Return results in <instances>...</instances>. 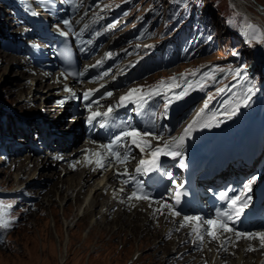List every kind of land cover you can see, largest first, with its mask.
Returning a JSON list of instances; mask_svg holds the SVG:
<instances>
[{"label":"rangeland","instance_id":"374dc122","mask_svg":"<svg viewBox=\"0 0 264 264\" xmlns=\"http://www.w3.org/2000/svg\"><path fill=\"white\" fill-rule=\"evenodd\" d=\"M233 1L199 0L198 7L196 8L198 18L184 27L183 33L177 36V38L167 41L161 50V53L166 50V59L163 58V60L172 58L175 54L176 56L177 54L181 55V58L173 67H166V62H163V68L159 67L154 71L148 72V75H152L149 79H163L175 73L179 75L177 77L179 78L186 73H196L200 69V66H206L211 63L212 66L216 67L217 65L223 66L221 68L225 70L224 74L232 73L236 68H243L242 70L246 71L247 76L253 80L251 82L253 86L258 88V90L261 89L259 94H262L264 87L261 86L260 82L264 80V74L260 72V66L264 68V35H262L264 34V0ZM182 2H186L187 4L179 6L180 0H175L173 3L177 6L175 10H173L175 8L174 5L173 9L170 6L167 7L166 0L161 2V8L165 9L161 16L162 21L155 29L156 33H160L161 31L163 33L167 30L168 26L166 24L171 21H176V23L168 30L175 29V26L181 20V25L186 23L188 20L187 9L190 8L189 3L191 0H182ZM246 2H250L251 6L249 9L243 5ZM132 10H135L134 6L131 7L130 13H132ZM0 11L6 13L5 10L0 9ZM8 22L10 23V21ZM148 24L149 28L147 27ZM199 25L200 29L197 31ZM238 25L241 26L237 28ZM150 26L151 23L146 21L144 29L148 33L151 30L154 31V28H150ZM203 27L207 28V30L209 28L211 35L208 39H205L206 33L205 30H203L204 32L202 31ZM244 27L248 29L250 37L248 34L247 36L251 41H245L244 36L241 37L242 31L236 30ZM231 28L237 32L233 33ZM255 30L259 38L256 37ZM175 32L176 30H173V33ZM207 40L210 42L206 43ZM245 42L248 45H244ZM189 45L196 48L194 52L201 47H204L205 52L196 56L192 55V53V56L190 55L191 59L187 58L185 60L181 51ZM0 49V56H5L6 52L4 49L2 47ZM171 52H174L173 56ZM19 62L17 65H14L17 63L16 60H4L3 57H0V104L18 115L35 114L34 111L36 109L34 111L21 109L27 105V101L21 100V96L23 94L27 95L28 90L21 88L17 90V86H11L14 83L24 81L20 77L23 71H20L21 68H16L20 66ZM156 62L158 60L154 57L147 60H139L135 69L137 71L146 69L147 72L154 66H157ZM260 62L262 63L261 65ZM242 63L245 64L242 65ZM28 76L30 75L26 74V77ZM258 82L259 84H257ZM36 91L33 94L34 97L32 96L33 100H38ZM201 101L202 99H197L192 105L193 108H199ZM211 106L209 104L207 110L216 112L214 108L210 109ZM51 113L47 115L48 117H44L46 121L49 120L48 118ZM211 114L206 115L211 116ZM17 118L18 120H16L15 124L17 126L16 129L19 130L23 126V123H21L20 117ZM59 119H62V122L64 118L63 116L56 118L55 121L58 124L61 123ZM72 133L71 136L74 139L72 142L83 135L82 128L79 137L78 134L76 137H73ZM28 136L33 138L31 130L28 131ZM63 140L61 139V141ZM41 163L44 164L43 168ZM47 163H49L48 167ZM52 163V160L44 158L34 163L32 168H27L28 163L22 161L17 171H15L14 165L8 167L9 163L6 162L1 165L0 161L1 188H9L14 185L12 188L15 189L20 186L23 187L24 184L32 185L40 183L42 185L41 191L43 193L47 191L30 208L26 210L21 208L16 211L15 216L18 218L16 225L10 229L3 227L7 231V235L6 242L0 245V264H60L65 246H68L69 250L64 264H175L177 260L174 258L175 256L171 251V247H174L176 243L166 241L168 238L163 240V236L159 235L161 234L159 232L157 236H151V233L147 232V228L145 229V226L142 225L143 220L138 219L136 223L132 221V217L130 218L129 215L119 219L114 213L113 219L110 220L108 217L105 220H101L102 222L98 221V224H92V215L89 214L75 223L73 218L75 216L80 217V213H83L85 210L89 192H85V198L81 196V200L77 202L72 199L70 200V191L72 186L77 188V179L80 177L79 173L78 171L72 172L69 178L64 176V179L67 178L65 184L70 187L69 189L66 185L62 187L58 179L52 178L53 172H57L55 174L57 177L61 174V170H58L57 166H52ZM20 174L27 175V178H22L23 180H21ZM33 174V182L31 183L29 179ZM70 177L73 178L71 179ZM73 194H75V191H73ZM51 201H53V204L49 205ZM0 202H2V205L7 202L12 203V201L6 199H1ZM62 202L64 203L63 206H61ZM64 209L66 210V214H64ZM0 210H3V206L0 207ZM96 210H98V207L95 205L94 211ZM129 218L131 221H128ZM68 224L71 225L67 227ZM155 230H158V228H155ZM165 250L167 251L165 252ZM137 253L140 254L138 258H135V254Z\"/></svg>","mask_w":264,"mask_h":264},{"label":"bare ground","instance_id":"6f19581e","mask_svg":"<svg viewBox=\"0 0 264 264\" xmlns=\"http://www.w3.org/2000/svg\"><path fill=\"white\" fill-rule=\"evenodd\" d=\"M14 1L15 0H8V4H9L8 9H5L2 6L3 5L2 3L0 4V9L6 11V13L0 11V41L3 38L2 37V34H4L3 31H6L7 29L8 31H14L16 35L34 36L35 34L34 30L25 31L24 28H27V26L24 27L21 26L22 24L25 25L26 21L24 22L18 21L17 23H15L13 22V20H11L13 17H11L9 13L13 9ZM234 1L240 2V0H234ZM20 3L28 10L34 7L37 11L36 13L39 15L42 12V8L40 6V0H29V2H27L26 0H21ZM108 3H112V0L105 1V4ZM243 5L247 9H249V7L251 6L250 2H246ZM105 11L109 12V15L114 14V12L109 9H105ZM103 12L104 10L96 11L94 15L91 16L93 26L95 25V22H98L100 20L101 14ZM8 21H10V23ZM121 26L123 25H119L118 28H120ZM109 32L110 31L108 29L101 28L99 32H97L96 37L87 36V38H83L84 43L86 44L89 50V54H92L93 52L96 51V56L94 58H91L92 60L95 61V64L97 63L98 60L103 59L105 57L104 54L107 53L106 50H111L112 48L113 45L112 43H108V40L104 42V40L108 37ZM82 34L87 35L84 32ZM36 37L39 38L38 35H36ZM34 42L36 44L37 40H34ZM34 42H28V45L33 44ZM27 51H29V49H27ZM5 52H6L5 54L6 57L5 56H0V57H3L4 60L7 59L16 60L17 63H15L14 65H17L18 61H20L19 62L20 66L16 68L19 69L21 68L20 71H23L22 76L20 77L22 80L24 79V81L16 84L14 83V85H11V86H17L18 87L17 90L19 88L28 90L27 95L23 94L21 96V100H24L25 102L29 101L31 103L30 104L27 103V105L23 106L21 109H30L33 111L36 109V111H34L35 112L34 117L31 118L27 116L22 117L25 123L28 124V127L29 128L36 127L35 123L33 122L35 116L44 119V117H48L47 115L52 112L51 115H49L50 117L48 118V119H53V121L51 122L52 125L54 126L58 125L60 127H63L62 134L69 133V137H70L68 143H63V142L58 143V147L56 148V151L65 152L63 153L65 158L60 162L50 158L49 156L51 154L49 156H47L46 154L41 156L40 154L38 155L35 154L33 151H30L26 154H23V156L13 157L8 167L14 165L15 166L14 170L17 171L19 164H21L22 161H25L28 163L27 168H32L34 166V163H36L37 161H41L44 158H48L53 162H56L57 163L56 168L58 170H61L60 176L57 177V175H55L57 172H53L54 174L52 175V178L55 180L58 179L61 182L62 187L66 185L65 181L67 178L64 179V176L65 177L67 176L69 178L70 173L78 171L80 177L78 176L79 180L77 179L78 181L77 188L72 186L69 199L70 200L72 199L77 202L78 200H81L80 199L81 196L85 198V192L88 191L89 193L86 199L87 205L85 207V210L83 211V213H80V217L75 216L73 218V221L75 223H77L78 220L82 219V217L89 214L92 215L91 217L92 224H98V221L105 220L108 217L111 220L113 219L114 213L119 217V219H122L123 217L129 215L130 218L132 217V221H135L136 223L138 222V219L143 220L142 225L145 226V229L147 228V232L151 233V236L153 237L157 236L159 232L161 233L159 235L163 236V239H165L166 238L165 232L171 230L172 231L170 235L171 239L168 240V242L177 244L178 240L180 239L184 241H188L186 242V244H184L181 247V248H188V252H189L188 254H183V257L184 259L188 260V258L196 256V258L192 260V262H195V264H200L199 262H202L204 260L207 261L206 264H221L223 261H227V264H256L258 256L262 253V251L257 250V247L261 243L260 239H256L252 237H242L236 240L234 235L231 234L230 232L217 231V237L214 240L206 242L201 248H196L194 241L186 232L187 228L185 227V225H183L184 224L183 219H179V217H173L171 214L167 213L166 209L161 211L159 209L161 208L160 203L154 204L149 200H138L136 198L135 199L127 198L128 191L125 187H123L114 180L115 178L114 172L110 169L100 170L98 166H96V161L93 163V160L96 157V153L100 152L101 143H98L94 140H87V142H84L83 144L75 147V144L83 137V135L82 137H79L81 131L80 119L74 118L72 122H69L67 120L66 117L67 113L64 110V108L61 110L56 104L53 103V99H51L52 97L54 98V96L58 98L60 97L59 89H61L63 84L60 81L59 76L49 73L39 65L30 62L27 64V59L23 61V58L16 53L7 52V51ZM11 55H14L16 57ZM98 63L99 66H101L104 62L100 61ZM121 68L122 66L116 68L115 70L111 71L110 74L113 75V73L115 72L117 73V71L120 70ZM94 69L97 70V66H94ZM24 72L30 76L26 77V74ZM116 77L117 74L111 76L107 82L109 84L113 83L114 85H118L120 81L119 79H114ZM105 89L106 88H104V90ZM35 90H37L36 92L38 95L37 97L38 100H33L34 97L33 94ZM129 90L130 89L128 88L127 91ZM127 91L125 90L124 87H121L115 92L114 97L116 99L120 98L122 95H125ZM30 113L32 112L30 111ZM10 116L14 118L13 111L10 114ZM59 116H63L64 118L62 122H61L62 119H59L61 122L60 124H58L57 121H55V119L58 118ZM66 120L67 122L63 124V122ZM65 125H67L66 129L64 128ZM69 130L73 132L72 133V135H74L73 137H76V135L78 134L79 138L72 142V140L74 139L72 138L71 132H69ZM155 134H156L154 136L155 138L160 137V139H158L159 141L170 143V141H165L166 136L164 134H160L159 132H156ZM23 136L27 137L28 131L23 133ZM199 138H200L199 135L195 137V139H199ZM17 140L21 141L23 140V138L21 139L17 138ZM208 144L209 143L206 144L202 143L199 146L203 148L206 147ZM71 146L72 148L70 149ZM150 155L151 153H145L144 154L145 159L150 158ZM0 161H1V165H3L4 159L0 157ZM48 165L49 163H47V167ZM43 167L44 164H42V168ZM73 167L75 168V170H72ZM33 176L34 174L29 179V182L31 183L33 182L32 181ZM20 177L21 180H23L22 178L26 179L27 175L20 174ZM70 178L72 179L73 177ZM108 183L110 184L109 186H107ZM29 186L36 187L33 193H35L39 197L43 196L47 192V191H45L44 193L41 192L42 185L40 183H34L32 185H26V184L24 185V187H29ZM69 187L67 186L68 189ZM17 188H21V186ZM89 189L91 192L89 191ZM73 191H75V194H73ZM63 202L61 203L62 204L61 206H63L64 204ZM52 204L53 201H51L49 205ZM95 205L98 207V210L96 211H94ZM106 209H109V211L105 212ZM63 211L64 214H66V210L64 209ZM130 218L128 219V221L130 220ZM70 225L71 224H68L67 227H69ZM155 228H158V230H155ZM216 248H219L220 251H217ZM172 249L173 247H171V251ZM68 250L69 247L65 246L62 252V258L60 264H64L66 262ZM166 251L167 250H165V252ZM232 251H234V254L230 255V252ZM139 254L140 253L135 254V258H138Z\"/></svg>","mask_w":264,"mask_h":264},{"label":"snow or ice","instance_id":"6c2138e0","mask_svg":"<svg viewBox=\"0 0 264 264\" xmlns=\"http://www.w3.org/2000/svg\"><path fill=\"white\" fill-rule=\"evenodd\" d=\"M35 14V13H34ZM63 23L65 25H70V21L68 20H64ZM63 35H67V33H62ZM264 35V34H262ZM221 71H223L221 69ZM205 75H208L207 73ZM173 83L172 84H168L166 81L161 80L154 88H151L149 90L148 93H144L143 91V86L140 87H136V88H132L130 89L125 95L120 97V104L123 105L125 102H129V103H139L142 102L148 98H150L151 96H159L162 95V91L161 89L167 88L169 91H171V89L176 86L175 85V80L176 78L173 77L171 78ZM214 79V77H213ZM67 91H71L70 89H66ZM94 90H89V93L92 92ZM218 92H224L225 89L223 88H219L217 89ZM254 91L253 88H249L248 89V96H245L243 98V102L244 105L247 106L251 94ZM89 93H85L84 94V98L88 99V95ZM108 96H111L112 93L109 92L107 93ZM185 95H187V91H181L178 94H176L175 99L176 100H180L182 99ZM212 97L209 96L208 100H211ZM208 100L205 101L204 103V107L200 110V113L197 114L196 119H194L192 121L191 124L188 125V127L185 129V132L182 136H180L179 138H174V140L171 143H165L162 147H156L150 155V158L148 159H141L139 161L140 166L142 167H138L136 170L139 171H159L162 167V157H170L172 159H176L177 157H182V152L177 151L176 149L182 145L185 141V138L187 136H189L193 130V127L197 124H199L201 127H213L216 126L212 123V121L216 120V113H212L211 116H209L207 118V120L202 119L203 115H204V111L205 109H208L209 107V103ZM172 101L169 100L168 104H170ZM58 103H64L63 100L58 101ZM168 104L165 105V107H168ZM90 107V106H89ZM239 107L240 104L238 103L235 107H233L231 109V111L225 112L224 116L226 119H231L233 116H235L238 111H239ZM113 112V107L109 106L108 110L104 113H100V112H93L91 114V116L89 117L88 123H92V120L95 119V117L97 116H108L109 114H111ZM220 123L219 121H217V124ZM153 133L148 132V131H141L135 127H130L127 130L121 131L119 135H117L114 140H112L110 143L106 144V145H101V147L103 149H105L109 154L110 157L116 159L118 162L120 163H126L128 160V155L130 153V151L133 148L139 149V151L141 153H143L145 151V147H151V142L150 140L147 139V137L152 136ZM156 139H160V137H156ZM117 146H122L125 151L122 153L121 151H117L116 148ZM96 156L98 157V159L96 160V163L98 164L99 167L103 168L104 167V163H103V154L100 152L96 153ZM91 162V161H90ZM179 166L181 168L186 167L184 160L181 158L179 161ZM125 175H127V173H124ZM167 175L169 176V178L171 179L172 177V173H167ZM257 177L253 176L248 183L245 185V188H247L249 191L251 190V185L256 181ZM177 191L175 193V199H176V203L179 204L180 203V199L182 197V195H184V193L182 191H180V189L182 188L181 185H177ZM243 195V194H241ZM241 195H235V196H229L228 193L226 191H222L219 193V196L221 199L227 200L228 201V205L227 207L229 209H231V211H224L222 213H217L218 217H223V219H208L205 223L207 225V231H208V235L211 236L212 238H216L217 237V229L225 231V232H231L233 231V228L230 227V224L233 220V217H235L236 220H239L244 208L247 206L246 201H242L241 200ZM131 198H137V199H148V196L142 195V194H138L137 192H133L131 194ZM239 202V203H238ZM2 202H0V207H2ZM7 207H10L7 206ZM162 207H171L170 205H164ZM162 211V209H161ZM175 215H180L179 212H175ZM185 222H189V221H200V217L199 216H184L183 217ZM0 226L3 227H9L10 226V222H4L2 221V219H0ZM199 227V225H198ZM193 231H197L196 228L193 229ZM237 238L239 239L240 236L242 235H247L249 237L252 236H257L260 238L261 242L264 243V232H259V233H240L237 232L236 233ZM198 237L199 239L203 240V236L199 235L198 233Z\"/></svg>","mask_w":264,"mask_h":264}]
</instances>
